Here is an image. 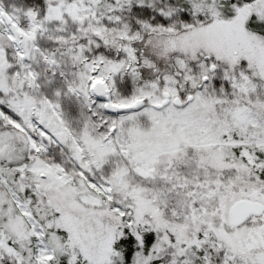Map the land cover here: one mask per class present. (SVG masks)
<instances>
[{"label": "snow or ice", "instance_id": "snow-or-ice-1", "mask_svg": "<svg viewBox=\"0 0 264 264\" xmlns=\"http://www.w3.org/2000/svg\"><path fill=\"white\" fill-rule=\"evenodd\" d=\"M0 264H264V0H0Z\"/></svg>", "mask_w": 264, "mask_h": 264}]
</instances>
